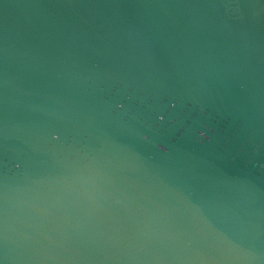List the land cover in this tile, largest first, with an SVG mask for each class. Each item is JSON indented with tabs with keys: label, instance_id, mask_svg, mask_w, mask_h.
Wrapping results in <instances>:
<instances>
[{
	"label": "water",
	"instance_id": "95a60500",
	"mask_svg": "<svg viewBox=\"0 0 264 264\" xmlns=\"http://www.w3.org/2000/svg\"><path fill=\"white\" fill-rule=\"evenodd\" d=\"M0 264H264V0H0Z\"/></svg>",
	"mask_w": 264,
	"mask_h": 264
},
{
	"label": "clouds",
	"instance_id": "9594fccd",
	"mask_svg": "<svg viewBox=\"0 0 264 264\" xmlns=\"http://www.w3.org/2000/svg\"><path fill=\"white\" fill-rule=\"evenodd\" d=\"M120 107H123V105H120ZM209 131H212L211 129H209ZM200 137H202L203 139L200 141L201 143H203L204 140H210L211 137H209L205 132L201 131L199 134ZM145 139H147V137H145ZM163 147V146H161ZM164 151H167L166 148L163 149Z\"/></svg>",
	"mask_w": 264,
	"mask_h": 264
}]
</instances>
